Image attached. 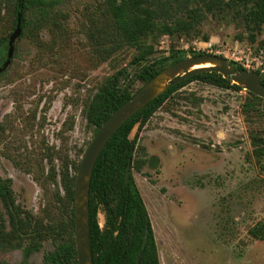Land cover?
Listing matches in <instances>:
<instances>
[{
  "label": "rangeland",
  "instance_id": "374dc122",
  "mask_svg": "<svg viewBox=\"0 0 264 264\" xmlns=\"http://www.w3.org/2000/svg\"><path fill=\"white\" fill-rule=\"evenodd\" d=\"M102 4L61 0L56 10L65 34L51 25L37 39L17 38L11 62L0 74V176L11 180L16 203L43 226L61 224L73 206L63 203L61 166L69 162L72 171L94 136L83 115L85 102L132 56L130 49L119 52L117 60L95 53L88 26L96 18L98 26L106 25ZM0 10L2 37L11 32V18L1 2ZM201 28L207 40L160 36L154 56L167 55L173 45L185 56L220 51L232 61L228 47H264V30L250 40L233 15L209 16ZM139 86L136 82L135 89ZM247 100L243 88L192 80L132 129L135 157L157 158L155 165L147 161L131 173L148 211L160 264H264V240L248 232L264 224V160L253 156L248 131L264 130V120L244 116ZM98 221L102 227L101 211ZM52 248L48 235L27 258L21 249L0 250V264H41Z\"/></svg>",
  "mask_w": 264,
  "mask_h": 264
},
{
  "label": "trees",
  "instance_id": "16d2710c",
  "mask_svg": "<svg viewBox=\"0 0 264 264\" xmlns=\"http://www.w3.org/2000/svg\"><path fill=\"white\" fill-rule=\"evenodd\" d=\"M0 2L5 4L11 18V32L0 37V64L6 59L8 39L16 27L18 16L21 26L19 37L36 36L37 39L39 32L51 25L58 35L65 34L60 23L62 14L56 10L61 0ZM101 12L107 20L106 25L98 26L96 18L90 20L88 26V38L93 42L95 53L103 60L113 55L117 60L119 52L130 49L132 56L128 65H117L85 102L83 115L93 134L136 91V82L143 84L165 66L185 57L184 52L173 45L167 55L155 57V44L160 36L196 38L202 35L207 40L208 35L202 33L201 27L209 16L233 15L239 18L250 40L254 39L255 33L264 30V0H103ZM231 64L237 70H244L233 61ZM260 75L264 84V73ZM192 80L219 88L241 89L229 77L216 71L196 73L170 86L113 132L95 160L90 179L92 264H160L148 211L131 173L132 168L139 171L147 161L155 165L157 158L135 157V137L130 138L129 135L136 124L141 127L173 92ZM246 93L248 100L242 106L244 116L250 118L255 115L264 120V98ZM248 131L253 156L258 162L264 160V134L260 133L264 130L250 127ZM78 164V161L71 164L72 171H69V162L61 166L65 205L73 204ZM99 211L104 215L102 227L98 221ZM248 232L253 238L264 240V224H256ZM48 235L53 237V248L43 254L41 264H78L73 206L61 224L43 226L36 222L29 210L16 203L11 180L0 176V250L21 249L27 258L40 250Z\"/></svg>",
  "mask_w": 264,
  "mask_h": 264
},
{
  "label": "water",
  "instance_id": "95a60500",
  "mask_svg": "<svg viewBox=\"0 0 264 264\" xmlns=\"http://www.w3.org/2000/svg\"><path fill=\"white\" fill-rule=\"evenodd\" d=\"M21 34L20 19L8 39L6 59L0 66V72L11 62L14 43ZM209 63V65H205ZM201 65V66H200ZM197 66V67H195ZM203 71H216L227 76L261 98H264V84L261 75L248 70H237L231 61L215 53H200L173 62L158 71L149 80L141 84L128 99L120 104L101 124L88 143L80 159L73 189V226L74 242L78 264H92L89 233V186L95 160L113 132L130 116L160 95L170 86ZM129 168L126 169V178Z\"/></svg>",
  "mask_w": 264,
  "mask_h": 264
},
{
  "label": "built area",
  "instance_id": "2783aa9c",
  "mask_svg": "<svg viewBox=\"0 0 264 264\" xmlns=\"http://www.w3.org/2000/svg\"><path fill=\"white\" fill-rule=\"evenodd\" d=\"M216 52L220 53V51ZM226 53L233 62L243 69L258 74L264 73V47H257L253 44L237 45L228 47Z\"/></svg>",
  "mask_w": 264,
  "mask_h": 264
},
{
  "label": "flooded vegetation",
  "instance_id": "af4514ba",
  "mask_svg": "<svg viewBox=\"0 0 264 264\" xmlns=\"http://www.w3.org/2000/svg\"><path fill=\"white\" fill-rule=\"evenodd\" d=\"M3 62H4V61H3ZM3 62H2V63H3ZM2 63L0 64V66L2 65ZM3 71H5V70H3ZM3 71H2V72H3ZM0 74H1V72H0Z\"/></svg>",
  "mask_w": 264,
  "mask_h": 264
},
{
  "label": "bare ground",
  "instance_id": "6f19581e",
  "mask_svg": "<svg viewBox=\"0 0 264 264\" xmlns=\"http://www.w3.org/2000/svg\"><path fill=\"white\" fill-rule=\"evenodd\" d=\"M205 65H209V63H207V64H205ZM201 66V65H200ZM195 67H197V66H195Z\"/></svg>",
  "mask_w": 264,
  "mask_h": 264
}]
</instances>
